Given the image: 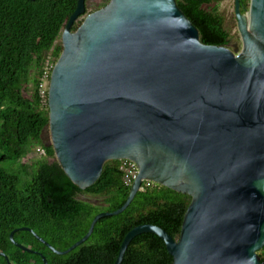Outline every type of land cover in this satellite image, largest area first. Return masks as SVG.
<instances>
[{
    "label": "water",
    "instance_id": "1",
    "mask_svg": "<svg viewBox=\"0 0 264 264\" xmlns=\"http://www.w3.org/2000/svg\"><path fill=\"white\" fill-rule=\"evenodd\" d=\"M87 0L64 28L63 51L49 90L55 156L80 189L93 186L111 160L138 165L124 212L144 181L192 197L178 238L145 224L125 237L152 233L173 264H264V0H235L242 47L206 45L177 0H110L86 14ZM83 23L72 29L84 17ZM249 18V21H248ZM8 264H12L7 255ZM44 264H48L43 257Z\"/></svg>",
    "mask_w": 264,
    "mask_h": 264
},
{
    "label": "trees",
    "instance_id": "2",
    "mask_svg": "<svg viewBox=\"0 0 264 264\" xmlns=\"http://www.w3.org/2000/svg\"><path fill=\"white\" fill-rule=\"evenodd\" d=\"M97 1V10L110 2ZM77 4L78 0H0V253L12 264H44L43 257L48 264H115L125 237L140 225L158 226L178 238L192 201L187 194L145 181L124 212L99 220L89 239L66 255L56 254L29 231L16 232L14 239L33 252L11 241L14 230L27 227L65 251L88 233L98 214L117 211L130 195L133 181L126 183L121 161H108L97 182L82 190L58 163L51 143L43 140L49 129L48 100L40 95L43 65L48 53L57 63L63 51L57 40ZM177 4L204 44L229 45L219 0ZM241 4L249 9L250 0ZM36 146L45 154L28 162ZM81 194L99 203L81 200ZM258 255L264 262V248ZM0 264H8L4 256ZM121 264H173V257L160 237L144 233L130 243Z\"/></svg>",
    "mask_w": 264,
    "mask_h": 264
},
{
    "label": "rangeland",
    "instance_id": "3",
    "mask_svg": "<svg viewBox=\"0 0 264 264\" xmlns=\"http://www.w3.org/2000/svg\"><path fill=\"white\" fill-rule=\"evenodd\" d=\"M100 6L101 5L97 0H87L88 14L96 11L98 8H100ZM219 12L224 17L225 29L230 33V42H229V45L227 47L232 49V50L234 49L235 46L241 48L242 42H241L240 33H239V29H238L237 18L235 16V0H219ZM84 18H85V16L82 17L78 22L82 21ZM57 44H62L61 36L57 40ZM43 140L45 143L50 142L49 129H47L44 132ZM38 149H39V146H36L33 148L31 155L29 156L27 161L39 159L42 157V155H40ZM148 182H151V181H148ZM79 199L90 202V203H99L98 198L92 197L90 195L81 194L79 196Z\"/></svg>",
    "mask_w": 264,
    "mask_h": 264
},
{
    "label": "built area",
    "instance_id": "4",
    "mask_svg": "<svg viewBox=\"0 0 264 264\" xmlns=\"http://www.w3.org/2000/svg\"><path fill=\"white\" fill-rule=\"evenodd\" d=\"M56 62L53 60L52 53H48L46 60L43 65V75L41 78V84H40V95L43 98L44 101L48 100L47 94L49 90L50 80L53 73V70L55 68ZM47 97V99H46ZM40 155H44L45 152L42 149H38ZM122 165V170L126 172V183L131 184L132 181H134L135 174L138 173V165L136 162L132 160H120Z\"/></svg>",
    "mask_w": 264,
    "mask_h": 264
},
{
    "label": "bare ground",
    "instance_id": "5",
    "mask_svg": "<svg viewBox=\"0 0 264 264\" xmlns=\"http://www.w3.org/2000/svg\"><path fill=\"white\" fill-rule=\"evenodd\" d=\"M248 21H249V18H248ZM137 175H138V173H136L135 174V177H134V180H135V178L137 177ZM134 182V181H133ZM145 182V181H144ZM133 184V183H132Z\"/></svg>",
    "mask_w": 264,
    "mask_h": 264
}]
</instances>
